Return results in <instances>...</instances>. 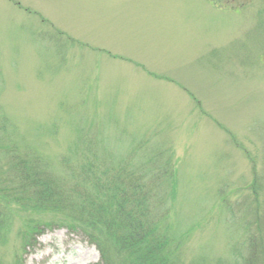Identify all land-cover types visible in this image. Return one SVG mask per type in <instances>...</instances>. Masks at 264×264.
Masks as SVG:
<instances>
[{
    "label": "rangeland",
    "instance_id": "rangeland-1",
    "mask_svg": "<svg viewBox=\"0 0 264 264\" xmlns=\"http://www.w3.org/2000/svg\"><path fill=\"white\" fill-rule=\"evenodd\" d=\"M12 141L61 176L67 157L144 179L181 264H264V0H0V163ZM23 259L100 251L44 227Z\"/></svg>",
    "mask_w": 264,
    "mask_h": 264
},
{
    "label": "trees",
    "instance_id": "trees-1",
    "mask_svg": "<svg viewBox=\"0 0 264 264\" xmlns=\"http://www.w3.org/2000/svg\"><path fill=\"white\" fill-rule=\"evenodd\" d=\"M18 147L14 141L5 146L7 162L0 163V243L16 216L22 220L21 249L10 264H24L42 228L55 226L96 245L100 259L89 264H181L176 239L163 223L169 208L159 205L144 179H124L121 170L111 177L90 159L74 164L67 157L63 170L70 174L61 176L42 154ZM174 169L165 170L171 186ZM12 171L18 174L13 181Z\"/></svg>",
    "mask_w": 264,
    "mask_h": 264
}]
</instances>
